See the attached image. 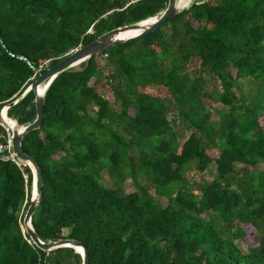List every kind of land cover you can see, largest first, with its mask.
<instances>
[{
	"label": "trees",
	"instance_id": "obj_1",
	"mask_svg": "<svg viewBox=\"0 0 264 264\" xmlns=\"http://www.w3.org/2000/svg\"><path fill=\"white\" fill-rule=\"evenodd\" d=\"M167 3L0 0L4 117L31 123L40 72ZM43 107L21 140L43 177L31 216L41 241L78 240L88 264H264V0H196L58 73ZM211 161L212 180L195 179ZM34 191L28 165L0 158V264H82L73 247L43 250L26 232Z\"/></svg>",
	"mask_w": 264,
	"mask_h": 264
},
{
	"label": "water",
	"instance_id": "obj_2",
	"mask_svg": "<svg viewBox=\"0 0 264 264\" xmlns=\"http://www.w3.org/2000/svg\"><path fill=\"white\" fill-rule=\"evenodd\" d=\"M180 11L177 0H168L165 9L158 15L154 17L147 18L140 22L132 23L117 27L111 31H108L96 39L90 41L85 45H79L75 49L66 52L65 56L57 61L54 65L45 68L44 71L38 74V77L34 79L28 86L27 90L32 89L35 93V109L36 117L35 119L23 126L21 129H14L12 138V149L14 152V157L16 159L22 160L26 165H28L32 171V184L34 183L35 192L31 194L30 203L24 214L23 225L26 232L30 235L33 242L43 250H51L53 248L61 246L73 247L77 251L81 258L82 264H88V254L85 246L78 240L60 238L52 239L48 242H43L36 235L32 224L31 216L37 208L42 194L43 177L41 174V168L35 158L31 155L25 153L22 149L21 140L22 138L31 130L38 128L41 125L44 116L43 107V95L53 78L60 72L74 67L90 56L101 53L112 46L120 43L138 39L163 25L167 20L175 17ZM152 21H147L149 19ZM147 21V22H146ZM144 22V23H143ZM129 31H136L131 35H122ZM41 70V66L36 69V72ZM27 92V91H26ZM25 92V93H26ZM24 94H22L23 96ZM13 103L8 104L11 106ZM80 248V249H79ZM78 249V250H77Z\"/></svg>",
	"mask_w": 264,
	"mask_h": 264
},
{
	"label": "rangeland",
	"instance_id": "obj_3",
	"mask_svg": "<svg viewBox=\"0 0 264 264\" xmlns=\"http://www.w3.org/2000/svg\"><path fill=\"white\" fill-rule=\"evenodd\" d=\"M194 1H196V0H189L188 4L186 6L179 7L180 10L188 7ZM91 83H94V80H92ZM241 86L243 87L244 90H247L248 89L247 85L244 84L243 82H241ZM102 91H103V94L109 99L110 103L111 104H114V99H113V95H112L111 91H109L107 89H102ZM10 119L12 120V118H10ZM21 126H23V125H21ZM187 134L188 133L185 132L183 138H180V139L182 140L185 137H187ZM258 167L261 168V169H264V163H259L258 164ZM214 173H215V163H214V161H211V162L208 163V165L206 166V168H204L202 171H199V172L195 173L193 175V177L195 179H199L201 177L202 179H205L207 181H210V180H212ZM102 183L105 186H107V187L111 186V182H110V180H109V178H108V176H107V174H106L105 171L103 172ZM132 189L133 188H132V186L129 183H126L124 185V190L125 191H130ZM161 201H162L163 204H165V201L163 199ZM236 243H237L238 247H240L243 251L246 250V244H247V242L244 239H237L236 240Z\"/></svg>",
	"mask_w": 264,
	"mask_h": 264
},
{
	"label": "built area",
	"instance_id": "obj_4",
	"mask_svg": "<svg viewBox=\"0 0 264 264\" xmlns=\"http://www.w3.org/2000/svg\"><path fill=\"white\" fill-rule=\"evenodd\" d=\"M5 108V113L7 115L8 106L5 105L0 110V158L6 160H13L17 165H25L22 160L16 159L14 157V152L12 149V138L14 127L3 117V109Z\"/></svg>",
	"mask_w": 264,
	"mask_h": 264
},
{
	"label": "bare ground",
	"instance_id": "obj_5",
	"mask_svg": "<svg viewBox=\"0 0 264 264\" xmlns=\"http://www.w3.org/2000/svg\"><path fill=\"white\" fill-rule=\"evenodd\" d=\"M177 4L179 5V7H181V2H180V0H177ZM150 20V19H149ZM149 20H147V21H149ZM146 21V22H147ZM144 23V22H143ZM136 31H129V32H126V33H124V34H122V35H131V34H133V33H135ZM4 111H5V108L3 109V117H4ZM7 116V115H6ZM5 118V117H4ZM7 118L10 120V117H8L7 116ZM6 119V118H5ZM7 120V119H6ZM8 121V120H7ZM34 184V183H33ZM34 188H35V186H34ZM35 192V191H34ZM33 192V193H34ZM80 249V248H79Z\"/></svg>",
	"mask_w": 264,
	"mask_h": 264
}]
</instances>
